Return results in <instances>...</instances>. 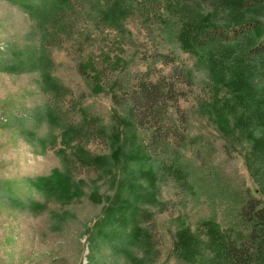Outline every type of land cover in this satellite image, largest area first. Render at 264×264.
I'll return each mask as SVG.
<instances>
[{"label": "rangeland", "instance_id": "obj_1", "mask_svg": "<svg viewBox=\"0 0 264 264\" xmlns=\"http://www.w3.org/2000/svg\"><path fill=\"white\" fill-rule=\"evenodd\" d=\"M122 2L119 13L63 3L44 16L28 13L22 0H0V264H182V230L184 241H206L207 203L184 200L159 172L149 178L157 160L142 156L140 145L150 125L135 127L127 110L140 82H162L165 94L172 86L158 104L168 152L190 156V141L202 139L198 164L264 199L248 169L251 139L218 111L226 88L214 86L179 39L198 33L199 21L202 29L264 21V4L245 11L221 0ZM252 42L233 46L230 59ZM252 64L249 74L264 91V57ZM75 126L84 134L68 140L63 132ZM77 149L96 163L79 165ZM52 177L57 194L47 197L37 187ZM110 205L127 207L110 216ZM218 213L222 205L224 224ZM131 218L142 228L139 240Z\"/></svg>", "mask_w": 264, "mask_h": 264}, {"label": "trees", "instance_id": "obj_2", "mask_svg": "<svg viewBox=\"0 0 264 264\" xmlns=\"http://www.w3.org/2000/svg\"><path fill=\"white\" fill-rule=\"evenodd\" d=\"M223 1L229 10L238 7L248 11L264 4V0H221ZM56 2L55 0H22L25 10L31 15H57L63 3L67 6L69 3L70 6L73 4L81 7L92 4L95 9L118 13L121 12L119 8H124L122 0H56ZM48 6L50 13L47 11ZM200 24V21L196 24L200 30L198 33L192 36L183 33L179 35V39L186 52L195 54L204 74L214 86L226 88L227 97L223 98L222 106L218 111L221 110L220 113L227 118H224L226 123L233 122L241 131L245 129V133L251 139L252 154L248 159V169L258 185V191L264 194L262 190L264 188V91L256 87L249 74L254 60L264 57V21L253 19L232 27L209 26L203 29ZM254 37L257 39L252 42ZM243 41L252 44L230 59V49L233 46H243ZM227 52L229 53L225 60H218L216 57L219 53ZM170 88L172 86L169 84L168 92L165 94L162 92V82H140L128 99L130 107L127 110L132 113L135 127L143 128L145 124L150 125L148 140L141 142L140 145L142 156L157 160L156 165L149 167L150 180L155 181L156 173L159 172L163 178H171L181 187L184 200L194 206L200 205L202 201L207 203L209 213L200 220L202 226L200 233L206 236V241L202 243L194 236H189L184 241L181 235L185 230H182L180 242L176 245L177 257L182 264H264V199L256 198L245 186H231L216 169L198 164L197 153L206 146V142L202 139L195 138L190 141L192 152L190 156L172 149L168 152L170 144L168 136L160 132L158 124V104L160 99L164 100L167 97L165 95L171 97ZM114 95L112 99L117 103ZM252 122L257 126L252 125ZM98 133L103 135L99 130ZM63 134L68 140H76L84 133L81 128L75 126L66 129ZM113 141L117 142L118 137H114ZM181 144L182 138L176 142V147ZM148 150L153 151L157 156L150 154ZM71 155L81 166H88L97 161V158H91L82 149H77ZM119 155L120 151L116 148L115 156ZM64 163L68 166L67 162ZM39 183L37 189L47 197L56 196L58 186L53 177ZM221 205L223 213L218 214L224 218V224L220 218L219 220L217 218V208ZM126 207L118 205L114 209L110 205L108 213L110 216L115 211L121 214L125 212ZM131 221L133 222L131 233L135 240H139L142 238V228L134 218H131Z\"/></svg>", "mask_w": 264, "mask_h": 264}]
</instances>
